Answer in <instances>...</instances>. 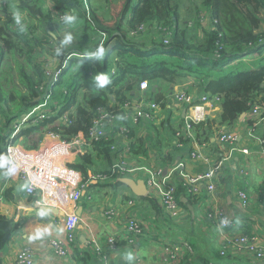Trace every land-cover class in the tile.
Instances as JSON below:
<instances>
[{"label":"trees","instance_id":"obj_1","mask_svg":"<svg viewBox=\"0 0 264 264\" xmlns=\"http://www.w3.org/2000/svg\"><path fill=\"white\" fill-rule=\"evenodd\" d=\"M178 1L136 0L132 8L133 0H105L109 15L106 18L95 11L86 14L89 0H53L55 11L75 12L82 21V30H89V33L98 36V43L92 47L77 46L56 55L60 62L56 67L59 74L54 83L51 75L47 74L45 63L26 69L17 62L14 70L20 86L4 90L0 79V141L5 140L16 119L31 109L44 94L63 104V109L56 116L21 131L14 140L24 147L36 148L45 133L56 134L63 139L75 135L88 138L97 109L108 107L116 116L121 115L123 123L117 126L116 120L107 140L91 141L93 155L81 154L78 161L70 165L81 173L87 192L92 187L91 175L103 173L110 176L112 155L115 153L112 146L115 145L116 151L122 150L115 144L119 127L126 128V138L134 136L135 129L127 123L121 106L135 96L131 91L135 86L139 90L141 81L149 83V80L161 79L174 82L187 76L194 77V82L203 87L204 94H216L221 98L218 126L232 125L257 100L264 101V0H201L199 10L207 14L208 23L206 26L201 24L196 31H188L179 22ZM15 8L26 16L19 24L13 19L9 6L3 5L0 0V63L6 55L14 61L22 50L21 45L28 42V33L23 28L28 18H41L43 14L37 0H18ZM47 16V26L52 30V19ZM38 24L37 28H41V23ZM53 38L57 48L64 50L60 39ZM98 48L103 49L102 58L88 55ZM28 51L34 52L31 48ZM111 52H116V55L109 61ZM245 56H251V60L242 59ZM73 60H77L73 63L76 70L70 77H80L82 82L66 86L64 76H68L67 68ZM101 74L108 76L110 83L97 87L96 77ZM68 111L67 121H64L60 117ZM202 123H210L208 117L194 125L193 129L200 130ZM249 126H253V122L249 121ZM182 138L181 134L177 142L183 143ZM131 143L130 153L136 142ZM110 182L121 184L116 177L103 183ZM185 190L187 188L180 183L176 185L178 202L179 194ZM19 225V220L0 214V255ZM241 233L248 234L250 229ZM120 244L117 242L118 247ZM74 250L76 255L72 257L77 264H85L89 255H93L90 246Z\"/></svg>","mask_w":264,"mask_h":264},{"label":"crops","instance_id":"obj_2","mask_svg":"<svg viewBox=\"0 0 264 264\" xmlns=\"http://www.w3.org/2000/svg\"><path fill=\"white\" fill-rule=\"evenodd\" d=\"M17 2L18 0H9L8 6L12 11L13 19L18 12L13 13L16 11L14 8ZM39 2L42 8L46 2H51L50 7L54 6L53 0ZM47 10L51 11V9ZM19 16L20 22L26 18L23 13ZM113 53L109 54V61L115 57ZM194 79L187 76L182 81L176 79L174 82L161 79L149 80L152 99L160 100L155 122H142L132 126L135 133L130 138L124 139L122 135L117 134L115 144L122 149L121 151L125 145L129 147L128 159L132 166L160 168L162 172L167 170L166 174L170 175L169 181L174 185L180 183L183 174L191 176L204 169V162L191 156L197 146H201L202 154L211 162H216L228 154L218 177L216 192L210 197L202 185V192L197 197L190 196L187 190L181 192L180 211L176 216H170L164 213L156 199L147 192L145 195H136L123 183L104 184L93 181L92 187L82 194L77 206L81 220L76 227V245L70 250L71 255H76L75 248L80 250L87 247V241L90 239H95L102 246L108 238L115 237L121 244L113 253L114 264H132L135 260H139L140 264H176L165 259L162 244L181 241H186L191 248V251L181 254V264H251L250 257L233 254L224 245L217 233V226L208 218V210L217 205L232 213L237 223L233 229L234 233L249 229L252 231L253 227L264 231V160L258 153L256 140L248 136L252 126H249L251 120L247 119L246 115H240L230 126H218L221 100L213 105L214 108L208 116L210 123H202L200 130L194 127L190 131L191 138L183 131L185 107L175 100V93L182 91L191 95L203 94V87L194 82ZM131 93H135V96L130 100L143 96L137 86ZM110 98L114 101L113 96ZM126 121L128 123L127 119ZM121 123L123 118L117 115L116 125ZM253 128L257 129V133L264 134V127ZM225 130L235 133L239 139V146L250 147L251 153L246 156L238 152L230 155L228 146L217 139L218 133ZM174 131L182 133L183 143L177 142L179 137ZM42 140L37 147L42 144ZM131 141L136 143L132 145L133 150L130 153ZM73 158L69 157L70 160ZM112 158L114 161L115 153ZM78 159L77 157L75 160ZM241 169L246 170L247 175L241 174ZM128 178L145 183L146 173L138 170ZM0 190H3L0 214L20 221L17 232L1 252V264H15V255L24 245L32 248V264H72L74 261L71 260L72 256L58 257L49 246L50 239L64 236L61 213L54 208L37 206L36 199L24 194L18 180L6 178L2 166H0ZM238 191H244L248 196L250 207L247 211L241 206ZM129 212L138 217L143 224V231L135 237H131L126 232V218ZM91 252L93 255H89L85 264H102L100 257L94 251ZM128 253L133 255V261L126 259ZM74 264L77 263L74 261Z\"/></svg>","mask_w":264,"mask_h":264},{"label":"built area","instance_id":"obj_3","mask_svg":"<svg viewBox=\"0 0 264 264\" xmlns=\"http://www.w3.org/2000/svg\"><path fill=\"white\" fill-rule=\"evenodd\" d=\"M164 42L167 43V40ZM58 74L59 71L52 74L51 80L53 83L56 81ZM50 86L52 87L53 84ZM139 90L143 93V96L126 101L121 106L130 126H137L142 122H155L156 112L159 108V104L152 99L148 81H141ZM40 98L37 99L38 102L31 109L16 119L12 128L7 131L5 140L0 141V163L3 165L6 178L8 180H18L24 194L36 199L35 204L37 206L40 208H54L61 213L64 236L50 239L49 246L56 256L71 258L70 250L76 245V227L81 220L79 214H77V206L82 194L86 192L87 185L83 181L81 173L70 165L81 154L92 153L93 155L91 141L107 140L117 116L108 107H99L93 118L88 138L75 135L70 139H63L59 135L45 133L42 144L32 149L25 148L19 141L14 140L16 136L30 125H36L56 116L63 106L61 103L54 102L55 99L48 94H44ZM175 100L181 102L185 107L182 129L191 138L190 131L193 126L205 121L213 110V105L218 103L221 98L216 94L191 95L179 91L175 93ZM68 113L69 111L64 112L60 118L67 121L66 116ZM244 115L254 122V126L248 131V136L256 140L258 153L261 159L264 160V134L257 133V129L253 128L257 126L264 127V101L257 100ZM126 131L124 126H120L117 134L126 139ZM181 134L179 131L176 132L177 137H180ZM217 139L223 145L228 146L230 155L235 152L245 156L251 153L250 147L239 146L238 136L233 132L221 131L218 133ZM201 149V146H197L192 151L191 156L194 159H201L205 165L204 169L200 173L191 176L183 174L180 184L195 196L201 194L202 185L211 197L216 192L218 177L228 154L216 162H211L202 154ZM112 150L115 152V158L110 168V176L95 173L90 176L91 182L112 181L115 177L119 180L123 177H129L135 171L143 170L146 173L145 186L147 194L156 199L166 215L176 216L179 213L180 206L176 197V185L169 181V174L162 175L163 172L160 168L149 169L132 166L128 159L129 147L127 145H125L123 151H116L115 145L112 146ZM70 156L74 158L70 160ZM5 160L9 163L4 164ZM10 167H15L16 171L6 174ZM240 172L247 175V171H244V169H241ZM237 194L242 208L247 211L250 207L247 194L244 191H238ZM2 200L3 190H0V202ZM208 218L215 223L218 228L217 233H219L224 245L233 254L250 257L251 264H264V231L262 229L253 227L248 234L234 233L233 229L237 226L234 215L217 205L208 210ZM142 231L143 224L141 221L132 212H129L126 218V232L131 237H135L140 235ZM87 242V246H90V249L100 257L102 264H114L112 256L119 248L115 237L108 238L102 246L95 239H90ZM162 249L165 259L176 264H180V256L183 252L191 251L190 245L186 241L178 243L163 242ZM107 252H110V254ZM71 260L73 261V259ZM32 262V248L29 245L20 247L15 255V264H32ZM72 264H74V261ZM132 264H140V261L135 260Z\"/></svg>","mask_w":264,"mask_h":264},{"label":"rangeland","instance_id":"obj_4","mask_svg":"<svg viewBox=\"0 0 264 264\" xmlns=\"http://www.w3.org/2000/svg\"><path fill=\"white\" fill-rule=\"evenodd\" d=\"M39 1L40 0H37V3L41 7V3ZM178 3H179V22L188 31H196V29L199 26H201V24H203V26H206V24L208 23L207 14L201 13L202 9L199 10L200 9L199 5L201 4V0H179ZM2 4L9 5V0H2ZM135 4H136V0H133L132 8L135 6ZM50 5L51 2H46L44 4L43 8L46 10H41L43 12V14H41L42 15L41 18H39L38 16H36L35 19L29 20L28 18V23L26 24V26L23 27L26 33H28L27 34L28 42L26 44L21 45L22 50L19 53H17L16 57L14 58V61L10 59L9 55H6L4 60L0 63V79L2 81V87L4 90H10L11 88L14 89L16 88L15 85H17L18 87L20 86L18 80L15 77V70H14L17 62L24 65L26 69L33 68L35 66L40 67V64L45 63L48 75H52L53 72L54 73L56 72V67L60 62L59 61L60 58L57 59L55 58V56L57 55L56 54L57 42L55 41L56 39L54 40L53 37H57L61 41V39L63 40L64 36L68 33H71V35L73 36L71 43L63 47L64 48V50H62L63 53L70 51L77 46L92 47L96 45V43H98L97 42L98 36H94V34L89 33V30L87 31L82 30V27H80L82 22H80L77 19V21L72 24H66L64 22V16L69 15V13L67 12L59 13L53 9L54 6L50 7ZM132 8L130 12H132ZM47 9H51V11ZM92 11H95L97 14L109 18L105 0H90L89 4L86 7V14L90 15ZM16 12L17 11H13L14 14ZM72 13L73 12H71L70 14ZM16 14L21 15V13L19 12H17ZM47 15H49L50 18L52 19V23H53L52 30H49L47 26V21H48ZM38 23H41L40 25L41 28H37V26H39ZM33 27H36V29H34ZM32 28L34 30H32ZM30 48L33 49L34 52L29 53L28 50ZM113 54H115V52ZM242 59L251 60V56H245ZM73 63H77V60H73L71 65L67 68L68 70L66 73H68V76L67 75L64 76V79L66 80L64 83L66 86L71 84L73 85L74 82L76 83L82 82L80 81L81 80L80 77L76 79H72V77H70L72 71L76 70ZM37 102L38 100H36L35 104ZM75 105L76 104L72 105V108L69 110L70 112L75 107ZM74 162H76V160Z\"/></svg>","mask_w":264,"mask_h":264},{"label":"clouds","instance_id":"obj_5","mask_svg":"<svg viewBox=\"0 0 264 264\" xmlns=\"http://www.w3.org/2000/svg\"><path fill=\"white\" fill-rule=\"evenodd\" d=\"M14 19L16 20L17 24L20 23V16L18 14L15 15ZM77 19H78L77 15L75 14V12H73L72 14L66 15L64 17V22L66 24H72V23L76 22ZM72 39H73V36L71 35V33H68V34H66L64 36L63 40L60 41V44L63 45V46H66V45L71 43ZM61 52H62L61 47H58L56 49V54L60 55ZM88 55L93 56L96 59H100V58H102V55H103V49L102 48H98L95 52L88 53ZM96 81H97V84H96L97 87H103V86H105V85L110 83V80H109L108 76L103 75V74L98 75L96 77ZM7 163H9V161L5 160L4 164H7ZM0 166H3V165H0ZM15 171H16L15 167H10V168H8V172L6 174H11V173H14ZM41 214H43V213H41ZM126 259L128 261H133L134 257H133V255L131 253H128L127 256H126Z\"/></svg>","mask_w":264,"mask_h":264},{"label":"water","instance_id":"obj_6","mask_svg":"<svg viewBox=\"0 0 264 264\" xmlns=\"http://www.w3.org/2000/svg\"><path fill=\"white\" fill-rule=\"evenodd\" d=\"M241 116H243V114ZM166 171L167 170H164L162 175H165ZM119 181L128 186L136 195H145L147 192L145 183L143 181L135 182L133 179L128 177L120 178ZM79 209L81 210V208ZM77 214H79V212H77Z\"/></svg>","mask_w":264,"mask_h":264}]
</instances>
